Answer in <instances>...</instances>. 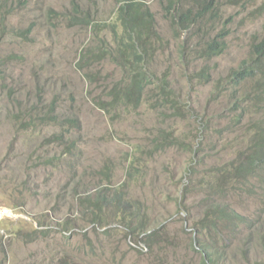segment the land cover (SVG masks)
I'll list each match as a JSON object with an SVG mask.
<instances>
[{
    "label": "rangeland",
    "instance_id": "1",
    "mask_svg": "<svg viewBox=\"0 0 264 264\" xmlns=\"http://www.w3.org/2000/svg\"><path fill=\"white\" fill-rule=\"evenodd\" d=\"M199 1L166 13L164 0H137L161 38L148 64L169 110L153 86L136 108L111 106L124 77L92 49L111 40L117 0L0 1V264H264V169L250 168L264 161L260 78L228 84L264 40V0H218L179 23ZM222 29L225 50L206 60L200 47ZM117 192L141 208L130 227L146 244L108 217L112 201L96 211L106 228L78 202ZM217 210L229 222L205 218Z\"/></svg>",
    "mask_w": 264,
    "mask_h": 264
},
{
    "label": "trees",
    "instance_id": "2",
    "mask_svg": "<svg viewBox=\"0 0 264 264\" xmlns=\"http://www.w3.org/2000/svg\"><path fill=\"white\" fill-rule=\"evenodd\" d=\"M1 1V0H0ZM8 1V0H4ZM119 6L116 12L115 25L110 27L111 40L101 39V46L109 48L118 61L116 66L122 73L124 79L121 83L115 84L110 90L109 97L111 98V106L114 108L118 104L132 100L135 98L133 108L140 104V99L147 95V91L151 86L160 93L161 98L159 105L167 107L169 110L173 106V96L170 90L166 89L167 82L161 81L160 85L153 84V73L148 62L156 53V45L161 41L159 33L156 31L155 22L150 10L137 0H117ZM177 0H164V11L169 13L170 10H175ZM218 0H200L194 9L188 8L184 12H178L176 17L179 23L191 24L207 12L216 10ZM174 18V17H172ZM175 18L170 22L174 23ZM85 24H90L85 21ZM97 33L96 27H94ZM217 39H212L204 43L202 49L203 56L206 60L218 57L226 48V38L229 33L225 29L216 33ZM101 46L95 45L92 49V54L98 57L102 56ZM184 50V46L181 47ZM250 57L239 70H232L228 75V84L234 87H240L242 83L249 81L251 78H260L259 86L256 88L255 99H264V40L252 44L250 47ZM197 53V52H196ZM156 93V92H155ZM151 99V96H148ZM152 100V99H151ZM154 105V103H153ZM63 123H70L69 119H64ZM259 151L264 148V137L259 144ZM263 156L264 153L262 152ZM251 164V170L264 169V161H260L259 157L254 158ZM246 172V168H241L236 171ZM117 194L109 195L100 193L90 202L89 199L83 200V197L78 199L80 205H83L86 210L91 211L92 223L99 226L102 224V217L99 212L102 211V204L108 202ZM112 202L116 203L113 209L115 213L126 215L128 220L138 219L140 208L131 207L129 203H123L121 196ZM99 211V212H96ZM231 220V219H230ZM229 222V219H226ZM132 234H139L142 231L136 228H131L130 224L126 226ZM107 233V232H106ZM209 262H212L210 257H216L215 253L204 252Z\"/></svg>",
    "mask_w": 264,
    "mask_h": 264
},
{
    "label": "clouds",
    "instance_id": "3",
    "mask_svg": "<svg viewBox=\"0 0 264 264\" xmlns=\"http://www.w3.org/2000/svg\"><path fill=\"white\" fill-rule=\"evenodd\" d=\"M87 26H89L90 24H86ZM98 57V56H97ZM99 58V57H98ZM105 58H112V60H113V63L114 64H117V61H115L114 59H115V57H113V56H111V53L109 52V50L108 49H103L102 50V56H101V58L99 59V61H101V60H103V59H105ZM261 151L264 153V148H261ZM264 157V156H263ZM120 193L121 192H117L116 194H117V196L116 197H113V198H111L108 202H110V201H113V200H115V199H117V198H119V195H120ZM116 207V203H114V202H112V203H110V204H108L107 205V208L108 209H111L112 211H113V209ZM131 207H133V208H135V207H137V206H131ZM81 208L82 209H84L85 210V207H83V206H81ZM138 208H140V207H138ZM141 209V208H140ZM1 212L3 213V214H5V215H7L8 217H14V216H12V215H10L7 211H5L4 209H1ZM114 212V211H113ZM217 212V216L216 215H214L213 213H211V212H206V214H205V218L206 219H209L210 220V222H213V224L214 223H218V221L219 220H222L223 222H225L226 223V214H224V213H221L220 211H216ZM109 216H115V217H117V219H118V221H119V223H124L125 224V227L128 225V224H130L131 223V221L132 220H140V217L138 218V219H132V220H128V218H126V215H124V214H120V213H110L109 215H108V217ZM24 219H27L26 217H23ZM103 219V218H102ZM92 220V219H91ZM233 220V219H232ZM231 220V222H230V224L227 226V228H226V230L228 231V233H230V231L232 232V231H237V230H239L240 228H241V226H242V220L240 219V218H238V220L237 221H235V222H233ZM92 222V221H91ZM94 225H96V226H98V227H102V228H106L107 226H106V224L104 223V219L102 220V225L101 226H99L98 224H96V223H93ZM38 225H39V227L41 228L42 227V224L41 223H38ZM115 228H117V229H122L119 225L118 226H115V227H113V228H107L106 229V231H104V232H107V231H109L110 229H115ZM230 228V229H229ZM107 234V233H106ZM129 236H134L135 238H138V237H141V241H143L144 242V244H146L147 242L145 241V238H143L145 235L141 232V233H139V234H132V233H130V235ZM22 237H24V236H22ZM22 237H19V238H22ZM29 242L31 243V241L29 240Z\"/></svg>",
    "mask_w": 264,
    "mask_h": 264
}]
</instances>
